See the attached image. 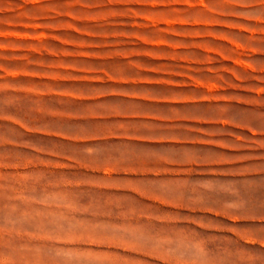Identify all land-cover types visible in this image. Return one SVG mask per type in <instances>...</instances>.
I'll return each instance as SVG.
<instances>
[{
    "label": "rangeland",
    "instance_id": "1",
    "mask_svg": "<svg viewBox=\"0 0 264 264\" xmlns=\"http://www.w3.org/2000/svg\"><path fill=\"white\" fill-rule=\"evenodd\" d=\"M0 264H264V0H0Z\"/></svg>",
    "mask_w": 264,
    "mask_h": 264
}]
</instances>
